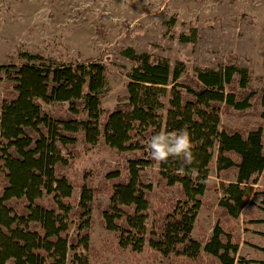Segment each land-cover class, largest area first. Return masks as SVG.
<instances>
[{
	"label": "trees",
	"instance_id": "trees-1",
	"mask_svg": "<svg viewBox=\"0 0 264 264\" xmlns=\"http://www.w3.org/2000/svg\"><path fill=\"white\" fill-rule=\"evenodd\" d=\"M123 54L136 64L112 107L100 60L0 63V264H256L239 251L264 249L243 236L244 224L264 222V76L231 52L218 69ZM181 130L193 163L154 161L151 138ZM103 147L108 158L80 167ZM201 208L216 217L211 231Z\"/></svg>",
	"mask_w": 264,
	"mask_h": 264
},
{
	"label": "rangeland",
	"instance_id": "rangeland-1",
	"mask_svg": "<svg viewBox=\"0 0 264 264\" xmlns=\"http://www.w3.org/2000/svg\"><path fill=\"white\" fill-rule=\"evenodd\" d=\"M182 35L190 40H182ZM130 47L167 60L172 69L179 63L189 69H218L231 52L237 55L238 66L264 76L260 53L264 0H0V63L26 62L24 53L56 63L105 62L109 67L106 107L114 106L127 92L128 73L136 64L123 54ZM157 111L166 119V106ZM102 157H109L108 147L84 155L80 167H91ZM210 194L215 203L222 197L220 191ZM150 211L153 214L154 204ZM260 218L264 219V211ZM215 221L213 211L199 210L198 224L206 230L211 231ZM243 228L248 229L243 230L244 240L253 238L264 245L259 233L264 222ZM104 235L98 224L92 240L99 242ZM193 236H199L197 225ZM247 253L253 254L256 264H264V249L255 253L254 247L242 245L239 254Z\"/></svg>",
	"mask_w": 264,
	"mask_h": 264
},
{
	"label": "clouds",
	"instance_id": "clouds-1",
	"mask_svg": "<svg viewBox=\"0 0 264 264\" xmlns=\"http://www.w3.org/2000/svg\"><path fill=\"white\" fill-rule=\"evenodd\" d=\"M147 146L154 161L167 163L169 158H181L185 164L193 163L194 141L187 130L158 133L151 138Z\"/></svg>",
	"mask_w": 264,
	"mask_h": 264
}]
</instances>
